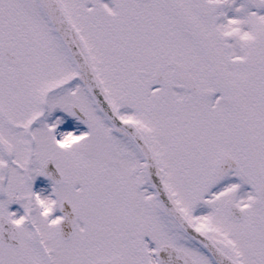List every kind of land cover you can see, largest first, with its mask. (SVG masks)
Listing matches in <instances>:
<instances>
[{"label":"flooded vegetation","instance_id":"obj_1","mask_svg":"<svg viewBox=\"0 0 264 264\" xmlns=\"http://www.w3.org/2000/svg\"><path fill=\"white\" fill-rule=\"evenodd\" d=\"M63 1L107 88L98 59L116 61L117 71L129 77L121 79L127 90L151 91L150 99L155 102L159 96L165 97L162 104L152 103L145 108L153 120L148 130L166 182L171 187L173 180L181 187L175 196L185 195L192 201L193 190L206 187L204 197L195 201L196 208L185 210L192 222L202 226L199 218L211 212L206 207L211 201L223 200L225 211L226 202L232 200L244 210L257 186L251 165L242 162L237 139L244 114L239 93L234 92L224 73L220 82L216 80L214 99L208 104L207 113L216 116L199 121L196 113L207 109L205 100L195 98L173 76L170 61L177 59L176 55L160 50L159 38L153 35L160 24H151V14L155 19L163 15L159 11L167 9L180 16V0ZM166 1L168 5L164 6ZM8 23L11 29L7 36L0 26V40L8 42L6 49L17 55L19 64L15 67L0 54V264H49L46 251L51 264H59V255L62 264H94L114 256H120L124 264H144L143 252L149 264H163L160 248L172 243L166 241V233L183 237L187 243L183 248L199 264H206L199 247L167 222L165 212L151 198L149 187L136 182L137 187L127 192L124 183L128 179L118 168L130 170L128 166L108 165L117 163V155L122 156L114 148L116 136L97 108L85 103L77 84L61 83L70 76L68 56L55 48L50 67H27L36 64L34 54L48 45V38L41 34L39 23ZM32 34L40 37L44 45L35 44ZM208 53L214 69L222 68L216 54L212 50ZM190 69L201 90L198 75L191 66ZM158 113L160 117L167 115L161 128L155 127ZM229 114L233 119V146L240 149L234 155L238 169L217 182L212 167L208 181V166L191 161L193 156L204 153L214 138H230ZM85 130L90 131V136L81 140ZM101 131L108 135L98 139V145H102L99 148L95 140ZM158 134L172 140L166 147L173 153L167 168L163 167L162 152L155 141ZM104 143L108 147L104 148ZM66 204L74 216L70 239L62 238L60 228ZM214 209L220 212L218 204ZM1 220L14 226L17 244L3 238Z\"/></svg>","mask_w":264,"mask_h":264},{"label":"rangeland","instance_id":"obj_2","mask_svg":"<svg viewBox=\"0 0 264 264\" xmlns=\"http://www.w3.org/2000/svg\"><path fill=\"white\" fill-rule=\"evenodd\" d=\"M210 1L212 16L206 19L197 15L192 0H180V16L174 15L167 9L159 11L158 13L162 12L163 15L155 19H152L154 15L151 14V24H160V26L154 28L153 35L159 38L158 48L160 50L170 52L176 55L178 60L192 65L199 77L202 88H210L217 85L216 75H214L215 71L208 56L206 57L207 47L216 54L217 63L222 66L226 77L229 78V81L235 88L234 92L241 95L245 117L257 142L260 161H262L264 166V7L257 8L250 0ZM167 5L166 1L164 6ZM0 9H3V11H0L3 14L0 15V19L6 18L5 15L7 16V14H12L11 11L13 9L22 10L24 20L31 25L39 23L41 25V34H45L46 38H48L49 42L46 41L48 45H44L41 43L40 37L35 38L36 34H32L33 39L37 40L34 43L44 45V47L42 51L34 54L36 56V64L32 63L27 67H50V64L53 62L51 55L55 51V48L62 50L66 55L56 35L47 25L43 24L46 18L39 12L36 0H0ZM33 10L37 13L34 14ZM2 24L10 26L7 23V19H4ZM42 62H45L44 66H42ZM98 64L103 69L101 72L108 84V91L113 96L122 113L136 118L144 125L150 126L153 120L146 115L144 108L153 106L152 103L162 104L165 97H159V101L155 102L150 99L153 95L151 91L134 92L127 90L126 84L121 79L129 77L117 71L119 65L116 64L114 59H98ZM68 68L71 73L73 65L70 60ZM74 84L78 85L77 89L79 93L85 97V103L87 105H94L83 85L79 81ZM202 97L205 99L207 109H198L196 116H198V120L201 119L199 121H205L207 118L216 116V114L213 116L207 113L211 105L208 104L212 103L214 98L204 95L196 98L202 99ZM193 98L194 96H191L192 100H196ZM187 99H190V94L187 95ZM159 114H157L155 120L156 128H161L163 122L167 120V115L160 117ZM228 121L230 125V138L223 141H216L217 139L214 138L213 142L206 147L207 150L204 153L202 152L193 156L191 161L192 163L208 166V181L218 153L227 149L239 153L237 147L233 146L234 140L232 138H234V135L231 136L233 119L231 115H229ZM105 135L108 134L104 131H101L97 135L95 147H102V145H98V139ZM155 138L162 152L163 167L167 168L169 160L173 159V153L168 151L166 147L168 144H171L172 140L164 138L163 134H158ZM116 141L117 144L114 142L116 144L114 148L122 156L117 155V163L108 162V165L112 167L122 164L128 166L131 170H121L120 166L118 168L121 175L128 179L124 183L126 191L128 192V189L132 191V187L136 188V182L149 187L146 181H144L143 160L140 154L123 136L117 135ZM106 147H108V144L104 143V148ZM179 162H181V159H179ZM179 162L177 161V163ZM192 179L195 178L193 177ZM171 188L174 193L181 190V187H177L173 180L171 181ZM205 189L206 187H200L196 191L193 190L192 201L185 195L176 194V196L185 209L193 210L197 206L195 204H198L195 201L204 197L203 190ZM149 194L153 198L150 187ZM253 202L247 207L248 217H251L255 212V204ZM222 203L223 200H217L206 204V207L211 212L204 216L205 218H199L202 226L229 241L245 264H264V221H262V224L250 229H233L231 225L235 222L225 217ZM216 204L220 205V212L215 211ZM263 215L264 213H261L260 216ZM244 222H238V225L242 227ZM166 239L179 242L183 245L186 244L183 237L176 234H174V237L169 236ZM61 258V255H59V264L63 263Z\"/></svg>","mask_w":264,"mask_h":264},{"label":"water","instance_id":"obj_3","mask_svg":"<svg viewBox=\"0 0 264 264\" xmlns=\"http://www.w3.org/2000/svg\"><path fill=\"white\" fill-rule=\"evenodd\" d=\"M253 1L257 3L256 0ZM38 2L42 7L44 13L46 14L49 22L51 23L53 29L64 43V46L66 47L74 63L76 72L74 73L73 77H77L83 80V82L88 86L93 98L100 106L114 128L118 131L127 133L141 151L145 159V167L149 180L158 197L160 198L162 204L164 205L167 213L178 222L180 227L192 239L201 244L210 253L216 263L240 264L227 245L195 228L176 205L162 180L158 168L157 159L146 131L138 127L133 121L123 120L116 113L105 93L103 84L98 77L95 68L93 67L87 48L75 26L70 21L62 1L38 0ZM194 2L197 11L201 15L208 16L210 14L209 3L207 0H194ZM176 74L180 76V70L178 68L176 69ZM183 81H185L188 85H191L190 82L186 80ZM242 131L253 162L255 164L256 173L260 179V173L249 134L244 127L242 128ZM97 264L111 263L102 261Z\"/></svg>","mask_w":264,"mask_h":264},{"label":"bare ground","instance_id":"obj_4","mask_svg":"<svg viewBox=\"0 0 264 264\" xmlns=\"http://www.w3.org/2000/svg\"><path fill=\"white\" fill-rule=\"evenodd\" d=\"M64 210L67 212L65 221L61 224V236L63 239H70L73 234L72 222H74V216L71 212V208L66 204ZM68 225V228L66 226ZM182 254L174 248L166 247L163 250V259L169 261L172 264H187V259H179Z\"/></svg>","mask_w":264,"mask_h":264}]
</instances>
